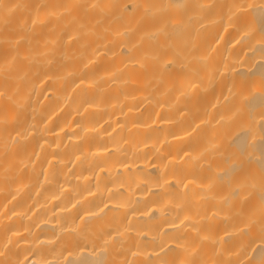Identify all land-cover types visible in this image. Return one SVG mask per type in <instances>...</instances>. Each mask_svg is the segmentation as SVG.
Returning <instances> with one entry per match:
<instances>
[{
  "label": "bare ground",
  "instance_id": "bare-ground-1",
  "mask_svg": "<svg viewBox=\"0 0 264 264\" xmlns=\"http://www.w3.org/2000/svg\"><path fill=\"white\" fill-rule=\"evenodd\" d=\"M0 264H264V0H0Z\"/></svg>",
  "mask_w": 264,
  "mask_h": 264
}]
</instances>
